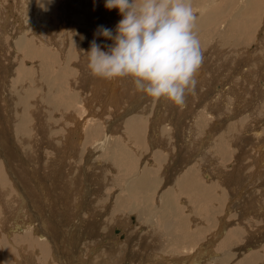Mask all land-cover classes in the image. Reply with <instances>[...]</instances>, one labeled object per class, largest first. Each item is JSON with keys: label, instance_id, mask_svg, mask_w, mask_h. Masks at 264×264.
Masks as SVG:
<instances>
[{"label": "bare ground", "instance_id": "1", "mask_svg": "<svg viewBox=\"0 0 264 264\" xmlns=\"http://www.w3.org/2000/svg\"><path fill=\"white\" fill-rule=\"evenodd\" d=\"M5 3L0 0V264H73L78 254L79 258L83 257L84 250H80L82 242L95 244H88L89 250L99 252L95 264H139L138 260L142 258L148 259L144 260L145 264H153L155 260H159L157 264H264V188L259 191L260 186L264 187L263 158L262 180L258 176L260 181L250 187L240 185L244 175L233 181V177L238 176L235 175L239 172L236 169L238 165L249 158L247 149H244L245 138H248L245 134L249 133L250 137L263 134L260 122L264 123V118L258 114L263 106L259 100L264 102V91H261L264 89V72H261L264 71V54L258 51L264 48V20L261 29L257 21L264 17V0H193L198 16V38L204 55L202 68L210 66L209 70L218 72V66H222L220 60H227L229 64L234 57H240L241 61L234 67L235 72L233 69L234 73L230 75L241 73L243 80L238 77V81L235 77L237 83L233 78L227 82L219 76L220 81L216 80L218 83L214 85L215 72L211 71L206 79V70L201 68L196 76L197 86H203L205 81L207 88L198 90L196 86L195 95L189 100L191 92L188 93L182 106L163 98L153 99L139 91L133 92L132 80L126 93L120 90L121 79L112 80L113 85L105 80L107 93H104V98L108 99L107 103H117L116 100L124 93L131 105L136 104L129 108V115L126 114L123 120L124 131L119 140V132L109 137L107 143L115 144L109 149L111 155H107L112 160L106 164L109 167L107 173L103 177L100 174L97 175L99 177L92 176L90 186L85 184L86 171L91 170L93 159L100 157L101 152L99 145L89 149L85 141L92 135L99 140L102 128L95 127L84 137L85 127L79 125L81 128H76L74 125L83 123L84 117L79 116L80 112L84 110L88 95L99 83L94 82L99 77L88 68L87 52L91 42L95 39L102 50H107L104 46L113 43L96 35L99 26H103L102 13L83 0H23L20 8L16 5L18 20L14 19L12 23L15 25L7 30V19L14 14L9 16L4 11ZM102 3L105 7L106 0ZM110 11L122 19L117 9ZM115 29H112L114 35ZM242 30L249 37L242 36ZM255 34L257 37L254 39ZM63 52L77 54L71 56L75 61L71 62L67 55L61 60L59 56ZM94 94L93 97L97 98ZM134 96L142 101L143 112L137 108L140 104L135 102ZM228 96L234 97L229 101L235 105L227 107L224 112L222 100ZM125 99L124 102L127 101ZM54 103L56 111H63V116L67 117L66 122H63V117H57L52 107ZM154 104L153 112L149 107ZM195 106L200 107L196 115L193 113ZM114 108L113 112L103 113L105 109L102 113L115 117L119 108ZM148 111L154 115L147 116ZM192 113L194 122L190 123L187 117ZM46 116L51 117V123H60L54 125L59 127V135L50 132L51 124L47 127L40 125L41 121H46ZM181 116L189 120V131ZM107 121L104 117L103 122ZM196 124L201 132L194 130ZM110 129L106 132H113L116 128ZM196 132L200 137L195 138ZM74 138L80 140L79 147ZM178 142L180 145H176ZM215 144L222 150L226 161L231 154L236 155V160L231 158L232 163L229 160L226 167H218L219 158L214 157L215 148L212 149ZM89 151L93 152L90 156L87 155ZM68 153H72L73 158L68 157ZM49 154L53 157L49 158ZM144 155L149 156L144 158L147 161L142 159ZM186 160H197L196 166L187 169L186 173L184 169L183 173L175 174L183 169L181 166ZM187 166L190 168V164ZM197 172L199 175L196 177L201 176L205 183L215 177L220 179L216 181L240 189L241 197L244 195L241 199L239 197L240 201L229 198L237 207L234 213L230 208L212 212L217 208L215 205L220 207V199L224 203L225 197L217 196L219 192L214 184L218 185V182L215 179L206 186L194 176ZM216 173H220L218 178ZM252 195L256 199H250ZM115 224L130 229L125 242L119 246L113 233ZM199 235L203 237H197ZM171 239L187 241L188 248H184L187 253L177 258L170 255L172 251L165 253ZM216 241L223 252L211 249ZM150 246L151 251L148 250ZM176 247L175 250L179 251ZM142 250L143 253H151L140 257L141 254L132 252ZM65 254L72 261L65 259ZM236 258L241 261L237 263ZM85 262L82 260L81 264Z\"/></svg>", "mask_w": 264, "mask_h": 264}, {"label": "clouds", "instance_id": "2", "mask_svg": "<svg viewBox=\"0 0 264 264\" xmlns=\"http://www.w3.org/2000/svg\"><path fill=\"white\" fill-rule=\"evenodd\" d=\"M122 19L96 35L112 40L107 50L93 39L88 68L99 78H131L137 91L182 106L197 86L204 55L193 0H106Z\"/></svg>", "mask_w": 264, "mask_h": 264}, {"label": "rangeland", "instance_id": "3", "mask_svg": "<svg viewBox=\"0 0 264 264\" xmlns=\"http://www.w3.org/2000/svg\"><path fill=\"white\" fill-rule=\"evenodd\" d=\"M6 1V3H5V5H6V9L4 10V11H6V12H8V14H9V16L10 15H12V14H14V15H12V16H10V17H8V19H7V23L8 24H6V27H7V30L10 28V27H13L15 24L14 23H12L13 21H14V19L15 20H18V16H17V14H18V11H17V8H16V5H18L19 6V8H20V6H21V4H23V0H4V2ZM19 2V4H18V2ZM83 1H85V2H87V4L88 5H93V6H95L96 8H98L99 9V12L100 13H102V24H103V26L104 27H109V29L111 28V29H113L114 27L116 28V23L117 22H119L120 21V19H118V16L117 15H113V13L110 11V10H108L107 8H105L104 7V4L102 3V1L103 0H83ZM91 3H90V2ZM95 1V2H94ZM89 2V3H88ZM204 2H205V0H204ZM13 3V4H12ZM102 3V4H101ZM97 4H99V5H97ZM100 5H102V6H100ZM100 7V8H99ZM9 9H11V10H9ZM10 11V12H9ZM75 11V10H74ZM90 11H92V9H90ZM117 11H119L118 9H117ZM76 13L78 12V11H75ZM105 12V13H104ZM107 12V13H106ZM264 12V11H263ZM75 13V14H76ZM111 14V15H110ZM15 16V17H14ZM104 16V17H103ZM115 16V17H114ZM117 20H116V19ZM120 18V17H119ZM262 19V20H261ZM12 20V21H11ZM58 20H60V19H58ZM263 20H264V17H260V20L259 21H257V24H258V27H260V29L262 28V24H263ZM111 21V22H110ZM105 22V23H104ZM108 22V23H107ZM260 22H262V23H260ZM58 23H62L61 22V20H60V22L58 21ZM110 23V24H109ZM10 24H11V26H10ZM93 25V24H92ZM116 25V26H115ZM62 26V25H61ZM112 26V27H111ZM61 29V28H60ZM59 29V31H61ZM239 29H242V27H240ZM255 30V29H254ZM58 31V32H59ZM242 36H247V37H249L247 34H246V32L245 31H243L242 30ZM263 32V35H264V31H262ZM3 35H5V34H3ZM257 34H255V35H253V38L255 39L257 36H256ZM252 38V39H253ZM251 39V40H252ZM254 41V40H253ZM243 47H245L246 49H248V47H246L244 44L242 45ZM238 47V46H237ZM246 49H245V51L244 52H246ZM264 49V48H263ZM262 49V51H258L259 52V54H261V55H263L264 54V50ZM68 52V51H67ZM243 52V51H242ZM64 54H61L59 57L61 58V60L63 59V57H65V55H67V56H69V58H71V62L72 61H75V60H73V57L74 56H76L77 54H75V53H71L70 55H68V53H66V52H63ZM75 54V55H74ZM66 56V58H68ZM71 56H73V57H71ZM208 56H210V54L208 55ZM58 57V58H59ZM59 58V59H60ZM236 58V59H235ZM237 58H238V60H237ZM222 60H225V59H222ZM239 61H241L240 60V57H234L233 59H232V61H230L229 62V64H227L228 62H227V60H225V62L224 61H222L221 62V60H220V63L222 64V66L221 67H219L218 66V68H219V70H218V72H217V70L215 71V70H209L210 69V66H205L204 68H202V66H201V68H202V70H206L205 71V75H206V79H207V76H208V74H210V72L212 71V73H214V76L217 78H215L214 80V82L213 83H215L214 85H216L220 80H218V78H219V76L222 78V80L223 81H229L230 80V78H233V79H235V77L237 78V80L240 78V80H243V78L241 79V76H240V74L239 75H237V76H231L234 72H235V68L234 67H236L237 66V64H238V62ZM208 62V61H207ZM224 62V63H223ZM236 62V63H235ZM216 63V62H215ZM215 63H214V65H215ZM224 64V65H223ZM229 65V66H228ZM252 65V64H251ZM228 67L227 69L225 68V67ZM232 66V67H231ZM230 67V68H229ZM200 68V69H201ZM207 68V69H206ZM232 68V69H231ZM221 69H223V71H224V73H223V71H221ZM234 69V70H233ZM209 70V71H208ZM225 70H227V71H225ZM232 70L234 71V72H232ZM262 70V69H261ZM221 71V73H219ZM247 71V70H246ZM232 72V73H231ZM241 72H244V71H241ZM262 73L264 72V71H261ZM260 72V74H262ZM230 73H231V75H230ZM223 74V75H222ZM225 74V75H224ZM229 76H228V75ZM245 74H248V73H245ZM218 76V77H217ZM227 76V77H226ZM231 76V77H230ZM260 76V75H259ZM239 77V78H238ZM106 79H103V78H101V80H100V78H98V80L97 81H94V82H98L99 81V83H101V84H99V83H97V85H96V87H95V89L92 91V93L97 97V98H95V97H93V94L92 93H90L89 95H88V98H87V101H86V103H85V105L83 106L84 107V110H82L81 112H80V117H84V119L82 118V121H83V123L81 122L80 124H77L76 126L74 125V127H76V128H78V127H82V126H84L85 127V130H84V137H87V135L86 134H90V132H92V129L93 128H95V127H97V129H98V127L99 128H102L101 129V131H100V133L101 134H99V140L96 138V136H93L92 134V137H90V138H87L86 140H87V142L85 141V145L87 146V148H93L94 149V145H99L98 147H99V149H100V157H102V158H100L99 157V155L98 156H96L95 157V155H93V157H95V159H93V157H92V159L94 160V162L92 161V165H91V167H90V169L91 170H89L88 172L86 171V175H85V177H86V179H87V181L85 182V184L87 185V186H90L91 184H90V182L92 181V176H95L96 175V177H99V176H97V175H99L100 174V177H103L104 176V174H105V172H106V169L107 168H109L108 167V165H106V164H109V162L111 163L112 162V160H111V158L110 157H107V155L108 154H110V152L111 151H109V149L110 148H112L111 147V145H113V144H115L114 142L111 144L110 142L109 143H107L108 141H109V137L112 135V134H114L115 132H119V133H117L118 134V137H117V140H119V138L121 137V135H122V133L121 132H123L124 131V124H123V120L127 117V115H129V108L130 107H135L134 105L136 104V103H133L132 105L130 104V102H128L129 100H127V96L126 97H124L123 95H124V93L120 96V97H122V98H118V100H116V101H118L117 103L115 102L114 104H112L111 102V104H109V103H107L106 101L108 100V99H106V98H104V93H105V95H106V93L107 92H105V86H106V84H105V82H107V81H109V82H113L112 80H107V81H105ZM120 80V79H119ZM124 80V81H123ZM210 80V79H209ZM216 80L218 81V82H216ZM236 80V79H235ZM234 80V82L235 83H237V80L235 81ZM240 80H238V81H240ZM121 81V82H120ZM119 81V84L121 85V83H122V89L120 88V90H123L124 92L125 91H127L128 89H129V87H131V85H129V82L131 81V78H123V79H121ZM123 82L125 83L124 85H123ZM233 82V83H234ZM130 83H132V81L130 82ZM205 81H204V83H203V86L202 85H199V86H197V89L198 90H201L202 88H204L203 90H205V88H207V85L205 86ZM104 85V86H103ZM112 85H113V83H112ZM129 85V86H128ZM210 85V84H209ZM229 85V84H228ZM77 86V85H76ZM100 86V87H99ZM127 87V88H126ZM229 87V86H228ZM102 88V89H101ZM124 88V89H123ZM132 88L133 89H135V87H134V85L132 86ZM72 89V88H71ZM215 89H218V86H216V88ZM131 90H129V92H130ZM135 91H137L136 89L135 90H133V92H135ZM261 91H264V89H262ZM195 91H193V92H191L190 93V95H189V100H190V98L193 96V95H195V93H194ZM99 95H98V94ZM126 93V92H125ZM97 94V95H96ZM102 94V95H101ZM110 96V95H109ZM100 97V99H98ZM233 96H228V98L226 99L225 97L223 98V100H222V104H224V112L226 111V108L227 107H234L233 105H235L234 103H231L230 101L231 100H233V98H232ZM109 98V97H108ZM126 98V99H125ZM134 98H135V102H139L138 104H140L141 105V100L139 99V97L137 96V97H135L134 96ZM106 99V100H105ZM124 99L125 100H127V101H125L124 102ZM138 99L140 100V101H138ZM219 99H222L221 97L219 98ZM91 100H93L94 102H92ZM100 102L99 104H97L98 103V101ZM120 100L121 101H123V102H120ZM230 100V101H229ZM103 101V102H102ZM105 101V102H104ZM225 101V102H224ZM260 101V104H262L263 106H262V108L260 107V112H259V117L260 116H262V117H260V118H264V116H263V111H264V102H263V99H261V100H259ZM89 102V103H88ZM90 102H92V104L90 103ZM102 102V103H101ZM230 102V103H229ZM88 103V104H87ZM92 105V107H91V105ZM122 104V105H121ZM126 104V105H125ZM128 104V105H127ZM142 104H144V103H142ZM232 106H231V105ZM88 105V106H87ZM90 105V106H89ZM112 105H113V107H112ZM120 105V106H119ZM138 106L137 108H139V111L140 112H143L142 110L144 109L143 108V106L141 105V106ZM156 104H154V106H150L149 107V109L150 110H152L153 112H154V109L152 108V107H154V108H156V106H155ZM28 106H29V104H28ZM88 107L87 109H86V107ZM96 106V107H95ZM108 106V107H107ZM110 106V107H109ZM123 108H122V107ZM53 108H54V111L55 112H57V117H59L60 118V116L61 117H63L62 119H63V122H66L65 121V118H67V117H65V116H63V111H61V112H58V111H56V109H55V103H54V105L52 106ZM114 107H117V116H115V117H110L109 115H105V114H103V113H105V112H107V111H112L113 112V110H115V108ZM124 107H126V108H124ZM127 107H128V109H127ZM142 107V108H141ZM91 110H90V109ZM99 108H101L102 109V111H101V109H99ZM112 110H111V109ZM152 108V109H151ZM24 109V108H23ZM83 109V108H82ZM95 109V110H94ZM106 109V110H105ZM121 109V110H120ZM124 109V110H123ZM126 109V110H125ZM148 109V108H147ZM163 109H164V107H163ZM25 110V109H24ZM94 112H93V111ZM105 110V111H104ZM200 110V107L199 106H195L194 107V111H193V113L196 115V113L198 112ZM90 111H92V116H90L89 115V112ZM104 111V112H103ZM121 111V112H120ZM125 112V114H124V112ZM233 112H235L234 110H232ZM249 111H251V110H248L247 112H249ZM28 112V111H27ZM97 112V113H96ZM103 112V113H102ZM127 112V113H126ZM233 112H231L230 111V113L232 114ZM61 113H62V115H61ZM85 115H84V114ZM99 113V114H98ZM121 113V115H123V117L120 115L119 116V114ZM149 113V114H148ZM151 113V111H148L147 113H146V115L147 116H150V117H152L153 115H152V113ZM193 113L190 115H188V119L190 120V123H193L194 122V119H193V117L195 116H193ZM29 114V113H28ZM87 114V115H86ZM97 114V115H96ZM127 114V115H126ZM261 114V115H260ZM96 115V116H95ZM99 115V116H98ZM104 115V116H103ZM14 116H15V114H14ZM29 116H31V114L29 115ZM242 116V115H241ZM94 117V118H93ZM104 117H107V122L108 123H104L103 122V120H104ZM79 118V117H78ZM77 118V119H78ZM96 118V119H95ZM118 118V119H117ZM184 118H185V116H181L180 117V119H182V120H184ZM187 118L184 120V123L185 124H187V127H186V129L189 131L190 130V123H189V120H187ZM48 119V120H47ZM50 119H51V117L50 116H46V121H47V123H46V121H41V123H40V125L42 126V127H47L48 125L47 124H51V129H50V132H52V133H55V134H57V135H59L58 134V130H59V127H54V125H60V123L59 122H57V121H55V122H53V123H51L50 122ZM94 120V122H93V120ZM100 119V120H99ZM106 119V118H105ZM112 119H113V121H112ZM97 120V121H96ZM99 120V121H98ZM150 120V119H149ZM81 121V120H80ZM85 121V122H84ZM87 121V122H86ZM112 123H111V122ZM120 121V122H119ZM187 121V122H186ZM234 121V120H233ZM48 122H50V123H48ZM96 122V123H95ZM99 122V123H98ZM102 122V123H101ZM120 124H119V123ZM122 122V123H121ZM260 122V121H259ZM264 122V121H263ZM33 122H31V124H32ZM93 125H92V124ZM113 123H115V124H113ZM118 123V124H117ZM7 124H9V125H11L10 124V122H8L7 121ZM52 124H53V127H52ZM262 124V125H261ZM80 125V126H79ZM255 125V124H254ZM121 126V127H120ZM260 126H261V130H260V132L262 133L263 132V134H264V123H261L260 122ZM80 127V128H81ZM112 127H114V128H116L113 132L111 131V132H106V131H108V130H112V129H110V128H112ZM148 127V126H147ZM147 127H145V128H147ZM55 128V129H54ZM194 130L196 131H200L201 132V130H200V128H199V126H198V124H196L195 126H194ZM88 129V130H87ZM90 130V131H89ZM103 130V131H102ZM119 130V131H118ZM43 132V131H42ZM41 132V133H42ZM103 132V133H102ZM106 134H105V133ZM198 135H197V134ZM194 135H196L195 136V138H198V137H200V135H199V132H196ZM260 133V134H261ZM263 134H261V136L260 135H258V136H255V137H250V134L248 133V134H245V135H247L248 136V138H245V148L244 149H247V153H248V157L249 158H246L243 162H241L240 163V161L238 162V168H236V169H238V171L240 172H236L235 173V175L236 174H238V176L237 177H233V181H237V178L239 179V178H241V176H245V178H242V179H240V180H242V183L240 182V180L238 181V182H240V185H242L243 187H250V186H254V184L253 183H257V181H260V179L262 180V177L264 176L262 173H261V170L263 169V165H262V162H261V160H262V158H263V160H264V148H262V147H264V137H262L263 136ZM62 135V134H61ZM86 135V136H85ZM41 136V134L39 135V137ZM89 136V135H88ZM260 136V137H259ZM60 137V136H59ZM104 137H106L105 139H104ZM148 137H150L149 135H148ZM207 137L208 136H206L205 137V139H207ZM58 138V137H57ZM100 138H101V142H100ZM104 140H103V139ZM251 138H253V139H251ZM257 138H259V139H257ZM262 140H261V139ZM90 139V140H89ZM92 139H94L93 141H92ZM74 140H75V142H76V144L78 145V147H79V144H81V142H80V140H78L77 138H74ZM97 140V141H96ZM103 140V141H102ZM107 140V141H106ZM116 140V141H117ZM251 142H250V141ZM258 140V141H257ZM53 141H54V138H53ZM104 141H106V143H104ZM90 142V143H89ZM94 142V143H93ZM96 142V143H95ZM99 142H100V144H99ZM103 142V143H102ZM257 142V143H256ZM258 142L260 143V144H258ZM93 143V144H92ZM248 143V144H247ZM251 143H253V144H251ZM92 146H91V145ZM106 144V145H105ZM180 145V143L178 142L176 145ZM247 144V145H246ZM108 145V146H107ZM255 145V146H254ZM262 147H261V146ZM216 146V147H215ZM248 146V147H247ZM78 147L76 146V149L78 150ZM109 147V148H108ZM247 147V148H246ZM250 147H251V149L252 150H254L252 153H250L252 150L250 149ZM176 148H177V146H176ZM215 148V149H214ZM103 149V150H102ZM105 149H106V151L108 150L109 152L107 153L106 151H105ZM212 149H214V157H218L217 159H218V161H219V163L217 162L216 163V165L218 166V165H220V166H225V163H228V161L230 160V163H232V161L235 159L236 160V155H234V154H231V157L230 158H228V160L226 161V159H225V157L222 155V150H220L219 149V146L218 145H214L213 147H212ZM258 150V152H257V150ZM261 149V150H260ZM263 149V150H262ZM255 152V153H254ZM95 153H97V152H94V154ZM107 153V154H106ZM91 154H93V152H91V151H89L88 153H87V155L88 156H90ZM106 154V155H105ZM152 155L154 154V153H151ZM261 154H262V156H261ZM71 155H73L72 153H68L67 154V156L68 157H72L73 158V156H71ZM111 155V154H110ZM110 155H108V156H110ZM219 155V156H218ZM233 155H234V157H233ZM47 156H48V154H47ZM50 157H53L51 154H49V158ZM149 156L148 155H144L143 157H142V159L144 160V161H147V160H145V159H147ZM221 157V158H220ZM105 158V159H104ZM110 158V159H109ZM145 158V159H144ZM231 158L233 159L232 161H231ZM96 159H99V160H101L100 162H98L99 160H96ZM108 159V160H107ZM90 161H91V158L89 159ZM106 160V161H105ZM258 160V161H257ZM188 162V163H187ZM196 162H197V160H196ZM196 162H192V160H186V163L185 164H183L182 166H181V171H176L175 172V174H179V173H183V171H184V169H185V173H186V170L187 169H193L194 168V165L196 166ZM248 162V163H247ZM250 162V163H249ZM192 163V164H191ZM259 163V164H258ZM263 163H264V161H263ZM100 164V165H99ZM190 164V168H189V166H187V165H189ZM241 164H245L243 167L241 166ZM250 164H251V166H250ZM160 165V164H159ZM158 165V166H159ZM248 165V166H247ZM257 165V166H256ZM262 165V166H261ZM90 166V165H89ZM88 166V167H89ZM99 166H103L102 168L101 167H99ZM191 166H192V168H191ZM252 166H253V168H252ZM255 166H256V168H255ZM94 167V168H93ZM105 167V168H104ZM219 167V166H218ZM226 167V166H225ZM229 167V166H228ZM247 167V168H246ZM258 167V168H257ZM260 167V168H259ZM100 168V169H99ZM104 168V169H103ZM159 168H160V166L157 168V170L159 171ZM222 168V167H221ZM252 168V169H251ZM255 168V169H254ZM99 169V170H98ZM97 170V171H96ZM189 170H187V171H189ZM247 170V171H246ZM250 170V171H249ZM255 170V171H254ZM92 171H94L93 173H92ZM104 172V173H103ZM200 172V171H199ZM257 172V173H256ZM107 173V172H106ZM226 173V172H225ZM225 173H222V174H225ZM200 174H201V172H200ZM217 174H220V173H216L215 175H216V177H217ZM253 174H255V175H253ZM102 175V176H101ZM196 175H199V173L197 172V174H195L194 176L196 177ZM261 175H263L262 177H261ZM201 176H202V174H201ZM201 176L199 177H196V178H198V180H199V182L200 183H202V181L204 182V180L203 179H200L201 178ZM223 176V175H222ZM258 176H259V178H258ZM89 178V179H88ZM174 178L175 177H173L172 178V180L171 179H169V182L167 183L168 185L171 183V181H173L174 180ZM218 178V177H217ZM256 178H257V180H256ZM91 179V180H90ZM213 179V178H212ZM214 179H215V177H214ZM213 179V180H214ZM245 179V180H244ZM90 180V181H89ZM213 180H210L211 181V184H212V182H213ZM216 180H219L220 181V179H215V181ZM244 180V181H243ZM210 181L209 182H207L206 181V183L207 184H210ZM219 181H216V182H218V185H216V184H214L215 185V188H217L218 189V195L217 196H223V198L225 197V200L223 199V201H224V203H225V205H224V203L221 201V199L219 200V204H220V207H219V205H215V207H217V208H215L214 210H212V212L214 211L215 213L216 212H220V211H222V210H226V209H229L230 208V210L234 213L236 210H237V207H234L233 206V204H232V200L233 199H238L239 201H240V199L244 196L243 194V196L241 197V191H240V189H237V187H236V189L235 188H232V186H234V185H229V184H225L224 182H219ZM255 181V182H254ZM205 183V182H204ZM205 183V185L207 186V184ZM223 183V184H222ZM245 184V185H244ZM253 184V185H252ZM226 188V189H224V188ZM227 188H228V190H227ZM262 188H264L263 186H260L259 187V191H261L262 190ZM221 190H223L224 192H222ZM227 190V191H226ZM240 192H239V191ZM215 191V190H214ZM214 191H213V193H214ZM231 191V192H230ZM253 191H255V189L253 190ZM216 192V191H215ZM228 193H229V195H228ZM221 194V195H220ZM229 196H227V195ZM226 195V196H225ZM231 196H233V197H231ZM226 197H227V199H226ZM239 197H240V199H239ZM255 197V199H256V196H253L252 195V197L250 196V199H253ZM232 199V200H230V199ZM249 199V200H250ZM227 200H229V202L227 201ZM220 201H221V203H220ZM231 201V202H230ZM231 203V204H230ZM235 203V202H234ZM221 204H222V207H221ZM229 204H230V206H229ZM227 205V206H226ZM218 208H221L220 210L218 209ZM223 208V209H222ZM232 208V209H231ZM213 212V213H214ZM214 216V215H213ZM236 222V221H235ZM122 228V229H121ZM125 229V230H124ZM216 229V227L215 228H213V230H212V232H214V230ZM129 232H130V229L127 227V228H125L124 226H122V225H116L115 224V228H114V236H115V238H118L117 239V245L119 246V245H122L124 242H125V237H126V234H129ZM228 233V232H227ZM104 234L102 233V236H103ZM212 235V233H210V236ZM221 235V234H220ZM102 236H101V238H102ZM120 236H121V238H120ZM224 236V235H223ZM223 236H222V238H223ZM103 237H105V235L103 236ZM197 237H203V236H197ZM221 237V236H220ZM220 237H219V239H220ZM87 239H88V237H86ZM100 238V239H101ZM113 239V238H112ZM120 239V240H119ZM109 240V238H107V241ZM119 240V241H118ZM122 240V241H121ZM217 240V239H216ZM263 241V243H262V245L264 244V239H262ZM170 241V240H169ZM176 242V244H175V242ZM193 241V240H192ZM206 242H207V239L205 240ZM214 242H215V240H213ZM90 242V241H89ZM105 243H106V240L104 241ZM123 242V243H122ZM186 243H187V241H185ZM212 242V241H211ZM83 243V244H82ZM81 244L83 245H80V247H82L80 250H84V253L82 254V259L81 258H79V254L76 256L77 258H76V261L74 260L73 261V264L75 263V264H77L78 262V264H81V262H82V260L83 261H87V263L86 264H91V263H93V264H95L96 263V261L98 262V253L99 252H97V250L95 251V250H89L90 248H88V244H92V245H95L94 243H87V242H82ZM85 243V244H84ZM104 243V244H105ZM180 243V244H179ZM183 243V244H182ZM186 243H184V241L183 242H177L176 241V239H171V244L169 243L168 245V248H167V250L165 251V253H167V252H171V254L170 255H172V257L173 258H177V257H182L183 256V254H186L187 252H185L186 250H184V248L186 247ZM173 244H175V246H177L176 247V249H178L179 251H177V250H175V246L173 245ZM208 244V243H207ZM214 245H213V247L211 248V249H213V248H215V250L217 251V252H223L222 250H220V247H219V244H218V242L216 241V243H213ZM218 244V245H217ZM172 245V246H171ZM181 245H183V246H181ZM191 245V244H190ZM65 246H67V242H65ZM209 246V245H208ZM215 246V247H214ZM174 248V249H172V248ZM182 247V248H181ZM186 248H188V247H186ZM218 248V249H217ZM260 249V248H259ZM258 248H257V250H259ZM88 250V251H87ZM148 250L149 251H151V246L150 247H148ZM213 251H214V249H213ZM215 251V252H216ZM96 252V253H95ZM135 255H140V257L141 256H143V254H145V255H147V256H149V254L151 253V252H144L143 253V250L142 251H132ZM180 252V253H179ZM67 253V252H66ZM164 253V254H165ZM173 253V254H172ZM179 253V254H178ZM174 254H176V255H174ZM67 254H65V259H67L68 258V256H66ZM157 255H159V254H157ZM160 256V255H159ZM55 258V257H54ZM53 258V255H52V259H54ZM157 258H159V257H157ZM238 258V257H237ZM236 258V260H237V263H239L241 260L240 259H237ZM143 259V261L144 260H146V261H148V259H146V258H142ZM142 259H139L138 261H139V263L140 262H142ZM151 260H153L152 258H150ZM149 259V260H150ZM233 259V261L235 260L234 258H232ZM67 260H69V261H72V260H70V258H68ZM68 261V262H69ZM159 260H155V261H152V263L153 264H157V262H158ZM53 262V261H52ZM55 262L57 263V261L55 260ZM175 262H176V260H175ZM112 263H115V261H112ZM120 263V262H119ZM118 262L117 263H115V264H119ZM102 264H104V263H102ZM120 264H123V262L122 263H120ZM231 264V263H230Z\"/></svg>", "mask_w": 264, "mask_h": 264}, {"label": "crops", "instance_id": "4", "mask_svg": "<svg viewBox=\"0 0 264 264\" xmlns=\"http://www.w3.org/2000/svg\"><path fill=\"white\" fill-rule=\"evenodd\" d=\"M156 258H157V257H156ZM157 259H158V258H157ZM143 262H144V263H143ZM142 263L145 264V261H142V262H140L139 264H142Z\"/></svg>", "mask_w": 264, "mask_h": 264}]
</instances>
